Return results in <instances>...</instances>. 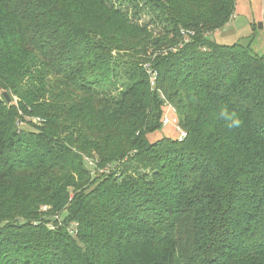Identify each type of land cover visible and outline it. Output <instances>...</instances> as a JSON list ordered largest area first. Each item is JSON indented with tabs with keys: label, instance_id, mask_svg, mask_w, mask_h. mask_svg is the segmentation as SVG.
Here are the masks:
<instances>
[{
	"label": "trees",
	"instance_id": "obj_1",
	"mask_svg": "<svg viewBox=\"0 0 264 264\" xmlns=\"http://www.w3.org/2000/svg\"><path fill=\"white\" fill-rule=\"evenodd\" d=\"M234 13L0 0V264H264V54L211 40ZM165 104L185 137L151 141Z\"/></svg>",
	"mask_w": 264,
	"mask_h": 264
},
{
	"label": "rangeland",
	"instance_id": "obj_2",
	"mask_svg": "<svg viewBox=\"0 0 264 264\" xmlns=\"http://www.w3.org/2000/svg\"><path fill=\"white\" fill-rule=\"evenodd\" d=\"M220 45L249 44L256 56L264 54V0H235V13L224 29L211 35ZM1 97V96H0ZM16 100V98H15ZM164 113L170 114L167 107ZM178 139L180 130L174 125H163L162 130L150 135L149 140Z\"/></svg>",
	"mask_w": 264,
	"mask_h": 264
},
{
	"label": "clouds",
	"instance_id": "obj_3",
	"mask_svg": "<svg viewBox=\"0 0 264 264\" xmlns=\"http://www.w3.org/2000/svg\"><path fill=\"white\" fill-rule=\"evenodd\" d=\"M214 115L217 120L223 121L228 129H234L241 124V119L237 112L230 110L227 105H221Z\"/></svg>",
	"mask_w": 264,
	"mask_h": 264
},
{
	"label": "built area",
	"instance_id": "obj_4",
	"mask_svg": "<svg viewBox=\"0 0 264 264\" xmlns=\"http://www.w3.org/2000/svg\"><path fill=\"white\" fill-rule=\"evenodd\" d=\"M144 71H146L147 75L149 76L150 78V86L151 87H154V82L156 80V74L154 72H152L150 69H149V65L148 64H145V66L143 67ZM163 107H167L170 111H172L171 114H164L163 115V118H162V123L163 125H169V124H172L174 125L176 128H178V123H177V120L176 118L174 117V110L172 107H170L168 104H165ZM180 130V129H178ZM185 137V133L180 131V137L179 139H182Z\"/></svg>",
	"mask_w": 264,
	"mask_h": 264
},
{
	"label": "water",
	"instance_id": "obj_5",
	"mask_svg": "<svg viewBox=\"0 0 264 264\" xmlns=\"http://www.w3.org/2000/svg\"><path fill=\"white\" fill-rule=\"evenodd\" d=\"M3 96L6 98V101H7V103H9V102H10V99H9V97H8V96H6L5 94H3Z\"/></svg>",
	"mask_w": 264,
	"mask_h": 264
}]
</instances>
